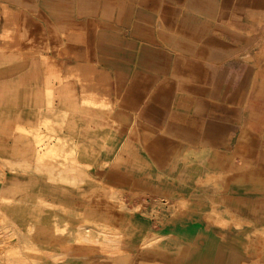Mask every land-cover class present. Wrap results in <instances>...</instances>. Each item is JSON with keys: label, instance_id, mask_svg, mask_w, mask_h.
<instances>
[{"label": "crops", "instance_id": "1", "mask_svg": "<svg viewBox=\"0 0 264 264\" xmlns=\"http://www.w3.org/2000/svg\"><path fill=\"white\" fill-rule=\"evenodd\" d=\"M178 3L0 0V137L15 144L38 121L58 119L66 95L62 101L51 97L67 86L72 69L92 74L94 89L109 92L112 117L127 122L122 144L106 169L125 176L131 188L156 182L155 177L170 182L174 170L183 176L199 164L201 153L227 156L251 150L256 145L247 147L246 134L252 137L261 129L255 122L262 120L263 103L258 95L260 50L256 45L245 48L247 39L255 42L256 33L247 37L245 30L262 22L259 17L252 23L230 17L232 9L241 7L236 2ZM219 26L227 27L220 32L223 39L215 34ZM40 34L46 49L38 48ZM246 56L253 58L252 66ZM96 115L101 119L100 112ZM32 148L25 136L17 151ZM194 176L188 172L176 183L189 184L187 177ZM74 206L84 213L79 198ZM221 206L228 214L239 209L224 200ZM214 232L209 227L207 240L218 239L221 248L205 244L189 255L182 251L179 264H192L185 260L195 251V264H240L234 244L225 239L243 243L242 235ZM249 233L243 232L245 241ZM125 240L132 264H148L152 258L165 264L167 252L157 246L140 243L128 230Z\"/></svg>", "mask_w": 264, "mask_h": 264}, {"label": "rangeland", "instance_id": "2", "mask_svg": "<svg viewBox=\"0 0 264 264\" xmlns=\"http://www.w3.org/2000/svg\"><path fill=\"white\" fill-rule=\"evenodd\" d=\"M222 1L241 6L230 17L251 23L259 17L262 22L245 30L247 37L256 33L255 42L247 39L245 48L256 45L260 50L263 113L255 125L261 129L245 138L247 147L256 146L227 156L198 154L199 164L187 169L195 174L187 177L189 184L176 183L187 173L183 177L174 170L171 184L155 177L150 180L156 182L131 188L125 176L106 169L122 144L127 122L112 117L109 92L94 89L92 74L71 69L67 86L51 97L62 101L66 95L58 119L38 121L15 144L0 137V264H132L126 230L140 243L167 252L165 264H179L182 251L189 255L205 244L222 247L218 239L207 240L209 227L216 236L223 235L221 230L242 235L243 243L225 239L234 244L240 264H264V0ZM224 27L215 31L218 39H223ZM38 48L46 49L41 34ZM244 59L253 65L252 57ZM23 136L30 139L32 151H17ZM92 184L101 190L94 191ZM78 198L83 214L74 206ZM223 200L233 202L237 212H223ZM246 230L251 233L245 241ZM197 256L195 251L185 262L195 264ZM158 262L152 258L148 264Z\"/></svg>", "mask_w": 264, "mask_h": 264}]
</instances>
